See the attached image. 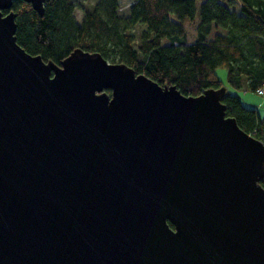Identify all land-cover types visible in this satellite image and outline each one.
Listing matches in <instances>:
<instances>
[{"label":"water","instance_id":"water-1","mask_svg":"<svg viewBox=\"0 0 264 264\" xmlns=\"http://www.w3.org/2000/svg\"><path fill=\"white\" fill-rule=\"evenodd\" d=\"M15 1L0 0V264H264V144L227 116V88L185 96L81 49L45 62L16 41Z\"/></svg>","mask_w":264,"mask_h":264},{"label":"trees","instance_id":"trees-1","mask_svg":"<svg viewBox=\"0 0 264 264\" xmlns=\"http://www.w3.org/2000/svg\"><path fill=\"white\" fill-rule=\"evenodd\" d=\"M120 3L97 0L78 22L73 0H45L42 16L15 1L16 41L56 65L78 49L100 53L185 96L224 87L219 67L227 68L228 83L238 91L256 93L264 83V0H133L125 14ZM186 27L197 33L193 43ZM221 101L227 116L264 144V113L245 107L228 89ZM260 185L264 189V180Z\"/></svg>","mask_w":264,"mask_h":264},{"label":"rangeland","instance_id":"rangeland-1","mask_svg":"<svg viewBox=\"0 0 264 264\" xmlns=\"http://www.w3.org/2000/svg\"><path fill=\"white\" fill-rule=\"evenodd\" d=\"M74 5L76 6L75 9V17L77 18L78 22H82L83 15L87 9H92L94 7V4L97 2V0H73ZM133 0H121V9L120 12L122 14H125L131 5ZM186 33H188V40L187 43H193L195 39L197 38V33L190 27H186ZM228 70L225 67H219L216 70V75H218L219 79L222 81L223 85L234 95L237 93L238 90L234 89L229 83H228ZM243 97V105L247 108H254L256 109L260 115L264 113V96L260 97L259 95L253 93V92H247V95H249L247 98L244 94H241ZM252 105V106H251ZM254 105H257V107H254Z\"/></svg>","mask_w":264,"mask_h":264},{"label":"crops","instance_id":"crops-1","mask_svg":"<svg viewBox=\"0 0 264 264\" xmlns=\"http://www.w3.org/2000/svg\"><path fill=\"white\" fill-rule=\"evenodd\" d=\"M247 92H250L249 90H246V89H243V90H240V91H237V93L236 94H234V95H237L239 98H240V100H241V102H242V104H243V97L244 96H242L241 94H244L245 95V97L247 98L249 95H247ZM252 92V91H251ZM254 93V92H253ZM256 94V93H255ZM258 95V94H257ZM252 106V105H251ZM254 107H257V105H254Z\"/></svg>","mask_w":264,"mask_h":264},{"label":"built area","instance_id":"built-area-1","mask_svg":"<svg viewBox=\"0 0 264 264\" xmlns=\"http://www.w3.org/2000/svg\"><path fill=\"white\" fill-rule=\"evenodd\" d=\"M256 94H258L260 97L264 96V83L260 88L257 89Z\"/></svg>","mask_w":264,"mask_h":264}]
</instances>
